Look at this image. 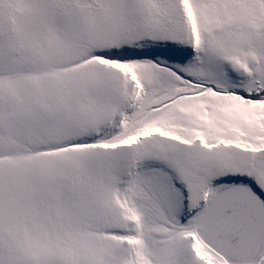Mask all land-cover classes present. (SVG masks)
Returning a JSON list of instances; mask_svg holds the SVG:
<instances>
[{
    "label": "snow or ice",
    "instance_id": "snow-or-ice-1",
    "mask_svg": "<svg viewBox=\"0 0 264 264\" xmlns=\"http://www.w3.org/2000/svg\"><path fill=\"white\" fill-rule=\"evenodd\" d=\"M0 264H264V0H0Z\"/></svg>",
    "mask_w": 264,
    "mask_h": 264
}]
</instances>
